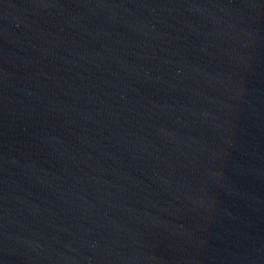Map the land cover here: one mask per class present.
<instances>
[{
    "label": "water",
    "instance_id": "95a60500",
    "mask_svg": "<svg viewBox=\"0 0 264 264\" xmlns=\"http://www.w3.org/2000/svg\"><path fill=\"white\" fill-rule=\"evenodd\" d=\"M0 264H264V0H0Z\"/></svg>",
    "mask_w": 264,
    "mask_h": 264
}]
</instances>
